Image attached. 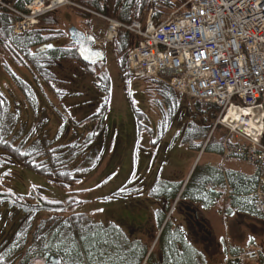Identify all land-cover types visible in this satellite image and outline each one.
<instances>
[{
  "label": "rangeland",
  "instance_id": "374dc122",
  "mask_svg": "<svg viewBox=\"0 0 264 264\" xmlns=\"http://www.w3.org/2000/svg\"><path fill=\"white\" fill-rule=\"evenodd\" d=\"M76 4L49 16V19H43L39 24L38 28L45 30L51 42L56 43L57 46L71 43L68 30L72 26L97 35L106 28L105 22L91 13L92 9L79 2ZM3 5L5 4L3 3L2 7ZM178 10V8L173 10V14ZM53 20L56 21L55 24ZM116 43L118 41L107 43L100 40L96 45L105 49L108 57L106 61L92 68L95 74L80 63L92 78L94 77L93 81L84 80L77 75V72L73 75L69 73L71 72L69 69L62 68L70 63L69 60H65L62 65L52 68L57 80H52L50 85L38 72L27 64L18 62L14 55L0 46V87L12 103L13 111L20 113V118L27 123V126L24 127V123H21V126L28 130L34 129L46 149L60 148L65 143L81 144L75 150L70 151V149L68 155L59 154L61 158L66 156L63 160H69L71 165L69 169L73 171L75 177L78 176L74 181L65 179L64 169L59 173L44 176L16 161L0 169V193L11 194L10 196L23 203H31L33 199L22 191L27 189L25 188L27 186H41L34 187L32 191H36L45 205H67L61 211L35 213L38 224L49 225L53 218L66 219L76 213H83L92 221L106 226L116 223L121 227H124L122 224L126 226L140 224L145 219L141 217L140 222L136 223L135 218L139 217V208L145 209L148 204L146 200L141 199L142 194L151 184L154 174L160 172L155 167V163L160 165L162 162L164 165L166 163L163 172H167L171 165L178 166L181 172L193 150L190 145L189 149L186 148L188 143L183 142L185 136L191 135L194 130V144L196 143L197 148L206 143L210 136L215 142L223 141V145L227 141H235V136L228 137L225 127L216 125L217 116L214 118L212 114L214 108H209L203 103L198 107L197 103L194 105V101L185 95L179 96L180 98L174 100V103H167L157 91L155 81L130 77L129 73L124 81L118 62ZM8 69L30 83L33 101L14 82ZM105 74L109 76L110 81L106 108L103 107V103L107 95L101 84L105 81L101 79L106 77ZM101 108L105 111L106 118H96V113L100 112ZM83 112L90 116L86 121L82 117L79 118ZM193 124L202 125L204 131L209 133L206 140L198 138L199 136L201 138L205 132L198 134ZM140 131L141 133L144 131L143 139L155 137L157 143L160 142L157 155L154 156L148 149L149 145L146 144L145 139H138ZM197 148L194 149L195 154L198 152ZM106 154L109 158L103 166L94 165ZM197 157L196 155V160ZM207 159L208 156L204 155L200 164L205 165ZM41 160L42 158H35V161ZM228 164L229 167L233 166L232 168L249 172L248 175L255 173L253 168L241 160H229ZM227 170L226 167L225 171ZM76 180L80 181L74 183ZM64 181L68 184L70 181L72 183L63 186ZM221 190L225 192L224 195L211 211L206 213L216 223L223 240L226 239L229 229L228 242L231 246L240 251L257 247L264 255V220L248 218V226L246 224L242 228L232 227L230 224L220 226V212L226 211L227 201L229 203L230 198L228 193H231L228 187H222ZM1 208L5 209V204H0ZM222 216L225 217V214ZM112 233L108 232L106 244L102 249L105 257L103 264L112 263L108 253V246L114 241L112 238L116 236V239H119L125 234L122 228L115 229ZM74 235L73 239L81 240L78 232H74ZM65 236L67 242L73 240L69 239L67 233L63 234V239ZM83 258L85 259L83 264H89L88 260L86 261L87 257L83 256ZM28 264H44V262L32 260Z\"/></svg>",
  "mask_w": 264,
  "mask_h": 264
},
{
  "label": "built area",
  "instance_id": "2783aa9c",
  "mask_svg": "<svg viewBox=\"0 0 264 264\" xmlns=\"http://www.w3.org/2000/svg\"><path fill=\"white\" fill-rule=\"evenodd\" d=\"M73 4L33 0L27 12L14 10L20 18L16 31L21 33L41 16ZM104 18L111 39L120 29L139 37V46L128 56L134 76L156 78L222 109L218 123L247 141L226 143L225 156L242 157L259 169V184L248 197L264 216V0H189L187 10L159 24L152 10L145 22L124 24ZM259 261V252L251 249L238 256L229 254L223 264Z\"/></svg>",
  "mask_w": 264,
  "mask_h": 264
},
{
  "label": "trees",
  "instance_id": "16d2710c",
  "mask_svg": "<svg viewBox=\"0 0 264 264\" xmlns=\"http://www.w3.org/2000/svg\"><path fill=\"white\" fill-rule=\"evenodd\" d=\"M31 1L32 0H14L11 4L15 8L25 10L26 5ZM78 2L94 11L109 15L125 23H131L134 20H144L147 17L151 5L150 0H78ZM186 2L187 0H154L153 17L155 21L160 23L166 20L173 10L183 6ZM54 14H50L43 19H49V16ZM15 22L16 18L12 11L8 7H0V46L14 55L18 62L25 63L38 72L49 85L52 83V80H57L52 68L61 65L65 60L80 62L88 70L91 69L92 71V68L97 66L84 63L77 53L76 46L72 43L65 46H57L53 49H40L37 51L36 49L38 47L51 43L48 33L40 27L27 31L22 35H15ZM55 23L56 21L53 24ZM47 28V31H49V27ZM137 40L138 38L134 34L124 32L120 34L117 40L118 43L115 44L118 53V62L124 80L128 77L127 56ZM7 71L23 93L33 101L32 86L30 83L22 77H19L14 71L10 69ZM105 75L106 77L97 76L105 80L102 81L101 84L102 89L107 95L106 101L103 103V107L106 108V102L109 100L110 81L109 76L107 74ZM152 81L157 83V91L167 103L171 104V102L180 98L179 96H182L176 93L169 85L156 80ZM193 101L194 105L197 103L196 106L200 107L201 103L195 100ZM208 106L209 108L215 109L212 113L214 114V118L216 116L218 117L220 109L213 104H209ZM104 112L105 111L101 108L100 112L96 113V118L105 117L106 113ZM21 123H24V127L27 126V123L20 118V113L13 111L12 103H10L5 92L0 87V169L10 166L16 161L44 176L53 175L55 172L59 173L60 170L64 169L63 175H65V179L67 178L74 181L78 176L75 177L73 171L69 169L71 166L69 160H63L66 156H62L61 158L59 154L63 155V153H65L64 155H68L70 149V151L75 150L78 148L77 146L81 144L71 143L68 145V143H65L60 146V148L54 147L53 150L50 148V150L46 149V146L42 145V140L38 138L35 130L24 129ZM193 127L197 128L198 134L205 132L201 135V138L200 136L198 137L199 139L206 140L208 138L209 133L204 131L202 125L197 126V124H193ZM193 131L194 130H192L191 135L185 136L183 142L188 143L195 149L197 145H195L196 143L194 144L195 135ZM204 145L205 143L199 145L197 150L200 152ZM222 153L223 141L218 140L215 142L212 137L205 148L204 155L213 154L221 156ZM35 158H42V160L38 162L35 161ZM227 182L231 186L232 193L229 198V210L231 211L235 208L236 210L249 212L258 216L254 208L243 199V195L250 193L258 183L257 172L248 175L242 170L229 168L224 172L220 165H203L199 163L190 177L181 195V199L200 201L211 206L218 198L224 195L225 192L221 190L220 187H226ZM70 183L72 182L70 181L69 184ZM69 184L67 181L62 182L63 186ZM183 185V181H158L153 186L151 194L162 199L163 210L160 212L162 214L161 223L165 221L167 213L181 193ZM209 185L213 188L207 190L206 187ZM232 212L233 211L230 213ZM169 227L170 224L168 223L165 229ZM115 229H118L116 225L112 224L106 226L99 222L92 221L83 213H76L70 215V217L66 219L53 218L49 226L43 224L38 232V236L40 239H48L52 251L62 255L66 264H83V262H85L83 256L87 257L86 261L88 260L89 264H103L105 257L102 249L106 244L107 234L108 232L112 233ZM74 232L80 234V241L73 239L75 236ZM65 233H67L69 239H73L71 242L66 241V236L65 239H63V234ZM61 245H65V247L63 246L62 248ZM233 251L234 253L240 252V250L237 249ZM144 258V254L139 258H136L135 254L132 256L121 254L120 257L114 259V262L112 258L111 264H132L136 261L140 264ZM262 261L264 264L263 253ZM23 262L27 263L29 259Z\"/></svg>",
  "mask_w": 264,
  "mask_h": 264
},
{
  "label": "flooded vegetation",
  "instance_id": "af4514ba",
  "mask_svg": "<svg viewBox=\"0 0 264 264\" xmlns=\"http://www.w3.org/2000/svg\"><path fill=\"white\" fill-rule=\"evenodd\" d=\"M3 194L5 193H0V195ZM34 199V202H38L37 197ZM2 204H5L6 208L0 209V264H25L23 261L28 259L29 261L41 259L46 264L44 257L50 253L62 257V255L52 251L48 239L39 238L38 232L43 224L37 223L35 217L37 212L25 213L20 208H10L7 202ZM212 208L204 202L180 199L175 211L177 214L175 217L178 218V221L175 223L171 220L173 224H176L175 230L172 227L168 231L166 230L164 236L155 245L153 242L150 243L157 236L154 230L141 231L148 217V208H139V217H136L135 221L139 223L141 217L145 221L140 224H131L132 226L122 224L124 227L119 226L117 223L114 224L122 228L125 234H122L119 239H116V236L112 238L114 241H111V245L108 246V253L113 258V262L121 254L129 256L135 254L136 258L144 254L151 264H157L159 260H162V256L164 261L176 263L187 260V264H216L224 257L227 247L231 243H228L227 239L223 240L222 234L217 230L216 223L206 213V211H211ZM229 209L230 207L224 213L220 212L221 227L230 224L232 227L242 228L243 225L247 224L248 226V218L259 219L249 212L239 210L233 211L234 214L232 215ZM161 211L155 213L158 225L162 219ZM223 214H225V217L222 216ZM125 229H128L129 233ZM171 232L177 236L170 239L169 234ZM180 235L182 238H180ZM146 237L148 240H146ZM61 246L62 248L65 247V245ZM64 264H66L65 261ZM132 264L139 263L136 261Z\"/></svg>",
  "mask_w": 264,
  "mask_h": 264
},
{
  "label": "crops",
  "instance_id": "0c3cea01",
  "mask_svg": "<svg viewBox=\"0 0 264 264\" xmlns=\"http://www.w3.org/2000/svg\"><path fill=\"white\" fill-rule=\"evenodd\" d=\"M69 62L70 63H69L68 66L67 65H65V66L63 65L64 67H62V68L69 69L71 71L69 73H71L73 75H75V73L77 72V75H80L81 78L84 79V80L93 81V78L94 77L92 78V75L89 74L87 72V70H85L84 67L80 63H78L76 61H73V62L69 61ZM80 117L84 118L85 121H86V119H88L90 116L84 114V112H83L79 116V118ZM106 117L107 116H105V118ZM142 133H141V131L139 132L138 139H140V140L143 139ZM86 134L87 133H85V135ZM95 135L97 136V133ZM86 136H88V135H86ZM66 139H68V137ZM144 139L146 140V144L149 145V148L148 149L153 153L154 156L157 155V153L159 151V148H160V142L158 144L157 143L158 140L155 137H146ZM65 141H67V140H65ZM186 148L189 149L190 147L189 146H186ZM102 151H103V149H102ZM196 155L197 154H195V151L194 150H192L190 152V155H189L190 157L185 162L184 168L182 169L181 172L179 171V167L178 166L177 167H174L173 165H171V167L168 169L167 172H163V170H164V168L166 166V163H165V165L163 164V162L161 163V165L155 163V167L158 168L160 170V172L159 173L156 172L154 174V177L151 180V184H149L146 187L145 192L142 194V198L141 199L146 200V203H148L146 205H147V208H148L147 210L149 212L147 213L148 214L147 215L148 217H147V219L145 221V224L143 225L141 231H147V230L148 231H152V230H154L155 234L158 235L160 233V230H161V226H160V224L158 225V223L156 221V218H155V213L161 209V200L160 199H157L156 197H154V196L151 195V189H152V187L158 181L181 182V181L186 180L189 177L190 173L192 172L193 166L195 165V162H196V158L195 157H196ZM108 158H109V156H108V154H106V155H104V157L99 158L94 163V165H96V166L97 165L103 166L105 164V162L108 160ZM230 160H235V159H230ZM220 163H221L220 156L213 155V154H209L208 155V159L206 161V164L207 165H220ZM162 165H163V169H162ZM226 167L229 168V169H237V168H232L233 166L229 167V164L228 163H227ZM246 173H249V172H246ZM79 181L80 180H76L74 183H77ZM34 187H41V186H35V185H33V186H27V187H25L27 189H24L22 191V193H24L25 195L27 194V196H29V194L33 192L32 190L34 189ZM63 188L66 189V187H63ZM91 189H93V188H91ZM177 221H178V219L176 218V222ZM175 226H176V224H173L172 225V229L173 230H175ZM125 230L127 231V233H129V230L128 229H125ZM227 230H228V233H229V229H227ZM172 233L173 232H171L169 234V236H170L169 238L170 239L173 238V237H175V236H177V235H174ZM228 233H227V237H229L228 236ZM180 238H182V236ZM146 240H148L147 237H146ZM163 259H164V257L162 256V260H159L157 262V264H167V263H169V264H187V262H188V261L186 262V260H184L181 263H179V262L176 263V262H171V261H167V260L164 261ZM219 262L220 261H218L216 264H218Z\"/></svg>",
  "mask_w": 264,
  "mask_h": 264
},
{
  "label": "water",
  "instance_id": "95a60500",
  "mask_svg": "<svg viewBox=\"0 0 264 264\" xmlns=\"http://www.w3.org/2000/svg\"><path fill=\"white\" fill-rule=\"evenodd\" d=\"M8 1V0H3ZM14 1V0H9ZM69 35L70 40L77 46V51L81 59L90 65L97 64L99 62L105 61L107 58V52L102 48H96L97 38L93 34H86L83 30L79 29L76 26H72L69 28ZM101 37H104V33L101 34ZM89 50V53L82 54L81 52V45ZM48 44L43 45L37 48V51L40 49H52L54 47L53 44L51 48L47 47ZM91 53H100V55H91ZM89 55L88 59H85L84 56ZM94 61V62H93ZM7 202L10 208L17 207L22 209L25 213L28 212H36V211H44V210H52L53 207L50 205H43L40 203L39 205H30L23 202L16 200L14 197L10 195H1L0 196V203ZM63 207H55L56 210H60ZM43 256V255H42ZM47 264H60L63 263V259L61 256L56 254H47L45 257Z\"/></svg>",
  "mask_w": 264,
  "mask_h": 264
},
{
  "label": "snow or ice",
  "instance_id": "6c2138e0",
  "mask_svg": "<svg viewBox=\"0 0 264 264\" xmlns=\"http://www.w3.org/2000/svg\"><path fill=\"white\" fill-rule=\"evenodd\" d=\"M47 47L51 48L52 45L49 44V45H47ZM81 52H82V54H84V53H89V50L86 49V48L83 46V44H82V45H81ZM91 55H100V53H91ZM84 58H85V59H88V58H89V55H85ZM93 62H94V61H93ZM237 119H239V117H237ZM57 264H60V262H57Z\"/></svg>",
  "mask_w": 264,
  "mask_h": 264
},
{
  "label": "bare ground",
  "instance_id": "6f19581e",
  "mask_svg": "<svg viewBox=\"0 0 264 264\" xmlns=\"http://www.w3.org/2000/svg\"><path fill=\"white\" fill-rule=\"evenodd\" d=\"M245 111H248V110H245ZM233 112V111H232ZM247 115H251V113L250 112H247L246 113ZM247 122H248V118H247ZM253 124H254V122H252ZM256 124V123H255Z\"/></svg>",
  "mask_w": 264,
  "mask_h": 264
}]
</instances>
